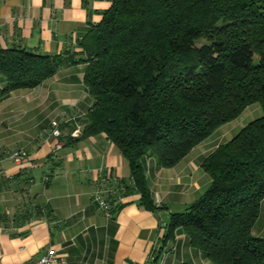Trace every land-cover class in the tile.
Wrapping results in <instances>:
<instances>
[{
	"label": "trees",
	"instance_id": "16d2710c",
	"mask_svg": "<svg viewBox=\"0 0 264 264\" xmlns=\"http://www.w3.org/2000/svg\"><path fill=\"white\" fill-rule=\"evenodd\" d=\"M75 46L80 51L57 55L0 50V97L34 88L64 66L86 64L83 82L93 104L66 124L63 139L104 134L126 159L146 207L154 203L145 158L171 168L259 104L262 115L202 161L208 187L171 213L153 254L157 261L181 229L211 264H264V238L252 233L264 199V0H111ZM77 125L80 134L72 136Z\"/></svg>",
	"mask_w": 264,
	"mask_h": 264
},
{
	"label": "crops",
	"instance_id": "0c3cea01",
	"mask_svg": "<svg viewBox=\"0 0 264 264\" xmlns=\"http://www.w3.org/2000/svg\"><path fill=\"white\" fill-rule=\"evenodd\" d=\"M110 6L111 0H0V50L78 52L76 42ZM85 68L64 66L34 88L0 97V264H30L50 248L66 264H211L181 229L157 261L153 253L163 244L171 213L208 187L202 161L244 123L219 127L171 168L158 169L154 159L145 158L154 203L146 207L126 159L104 134L63 139L66 124L93 104L83 82ZM4 86L0 75V89ZM52 122L60 136L51 134ZM14 150H25L29 160L16 164L2 158ZM97 187L116 208L111 216L92 200ZM252 233L264 238V199Z\"/></svg>",
	"mask_w": 264,
	"mask_h": 264
},
{
	"label": "built area",
	"instance_id": "2783aa9c",
	"mask_svg": "<svg viewBox=\"0 0 264 264\" xmlns=\"http://www.w3.org/2000/svg\"><path fill=\"white\" fill-rule=\"evenodd\" d=\"M51 134L55 137L60 135V130L57 122H52ZM79 134L80 126L77 125L72 132V136H77ZM7 158L16 164H21L29 160V154L25 150H14L8 154ZM105 192L106 190H103L102 187H97L92 193V200L97 204L99 209H101L106 216H111V204L108 201L107 196H105ZM30 264H66V261L54 249L50 248Z\"/></svg>",
	"mask_w": 264,
	"mask_h": 264
},
{
	"label": "rangeland",
	"instance_id": "374dc122",
	"mask_svg": "<svg viewBox=\"0 0 264 264\" xmlns=\"http://www.w3.org/2000/svg\"><path fill=\"white\" fill-rule=\"evenodd\" d=\"M200 43H204L203 40L198 42ZM262 115V110L259 106L258 103L252 104L249 107H247L242 113L241 115H239V117L237 119H235L234 121H232V123L230 124V126H236L239 125L240 123H244L247 124L248 122L252 121L253 119H256L258 117H260ZM240 128H237L236 132L239 130ZM235 132V133H236ZM8 156V154L6 153V155L4 154L2 156V158H6Z\"/></svg>",
	"mask_w": 264,
	"mask_h": 264
}]
</instances>
